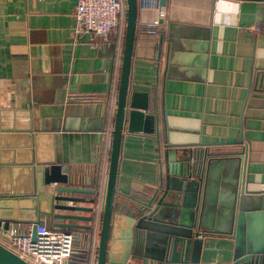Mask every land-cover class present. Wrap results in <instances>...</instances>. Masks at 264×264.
I'll list each match as a JSON object with an SVG mask.
<instances>
[{"label": "crops", "instance_id": "0c3cea01", "mask_svg": "<svg viewBox=\"0 0 264 264\" xmlns=\"http://www.w3.org/2000/svg\"><path fill=\"white\" fill-rule=\"evenodd\" d=\"M76 2L0 0V106L26 107L38 121L69 131L62 133L64 158L76 184L91 188L100 173L101 132L114 105L111 78L120 71V56L114 32L106 38L73 33ZM155 19L156 33L145 31ZM129 88L148 94L157 131H123L117 205L128 209L151 196L164 180L166 154L173 159L190 150L199 151L202 176L209 160L215 164L210 177L217 179L221 163L239 165L244 148L246 187L264 193V0L138 5ZM217 184L208 185L212 198L219 197ZM220 209L208 210L213 228ZM41 222L52 227L46 216ZM5 230L0 225V243ZM71 232L72 258L78 259L89 239ZM256 232L264 238V223ZM234 247L232 235L212 232L203 239L199 264H228Z\"/></svg>", "mask_w": 264, "mask_h": 264}, {"label": "water", "instance_id": "95a60500", "mask_svg": "<svg viewBox=\"0 0 264 264\" xmlns=\"http://www.w3.org/2000/svg\"><path fill=\"white\" fill-rule=\"evenodd\" d=\"M125 1V32L96 264H199L203 239L212 232L234 237V256L228 264H264V238L256 232L264 223V193L246 187L244 148L236 157L239 165L221 163L223 175L217 179L210 177L215 164L209 160L202 176L199 151L190 150L187 156L173 159L166 154L159 189L128 209L114 202L123 131H157L155 106H150L148 94L129 88L138 0ZM164 3L158 0L159 7ZM63 132L69 131L38 121L26 107L0 106V225L6 229L9 223L31 224V239L35 240L36 225L46 216L52 220V227L88 237V246L81 253L85 254V264L95 189L76 184L71 163L64 158ZM232 165L236 168L234 176ZM211 181L218 183L217 198L209 195ZM214 204L221 208L215 218L216 228L207 214ZM0 264L29 263L0 243Z\"/></svg>", "mask_w": 264, "mask_h": 264}, {"label": "built area", "instance_id": "2783aa9c", "mask_svg": "<svg viewBox=\"0 0 264 264\" xmlns=\"http://www.w3.org/2000/svg\"><path fill=\"white\" fill-rule=\"evenodd\" d=\"M141 9L159 7L158 0H138ZM125 0H77L74 8V31L77 35L81 32H90L100 38H106L114 32L118 39L117 56L122 52L125 32ZM159 15L162 12L159 11ZM159 25L158 19L144 26L149 33H156ZM260 30L259 26L251 27ZM119 73L111 78V107L105 116L106 124L101 132V166L95 189L94 220L90 235V246L85 264H96V248L98 245V232L100 225V212L106 183V173L109 158V149L113 128V112L118 87ZM85 100L87 96H77ZM114 106V107H113ZM31 224L11 223L5 230L6 240L1 242L7 249L14 252L29 264H74L72 262V248L74 236L70 230L55 229L44 222L36 225L35 240L31 239Z\"/></svg>", "mask_w": 264, "mask_h": 264}, {"label": "trees", "instance_id": "16d2710c", "mask_svg": "<svg viewBox=\"0 0 264 264\" xmlns=\"http://www.w3.org/2000/svg\"><path fill=\"white\" fill-rule=\"evenodd\" d=\"M115 199H117V196L116 195H114V200ZM72 260V262L74 263V264H83V262H84V260H85V254L83 255H81V256H79L78 257V259H71Z\"/></svg>", "mask_w": 264, "mask_h": 264}, {"label": "rangeland", "instance_id": "374dc122", "mask_svg": "<svg viewBox=\"0 0 264 264\" xmlns=\"http://www.w3.org/2000/svg\"><path fill=\"white\" fill-rule=\"evenodd\" d=\"M2 236H4V237H5V239L7 238V236H6V234H5V233H2Z\"/></svg>", "mask_w": 264, "mask_h": 264}]
</instances>
